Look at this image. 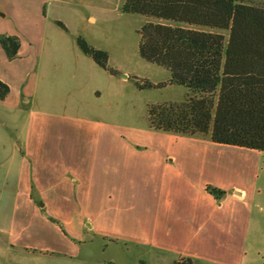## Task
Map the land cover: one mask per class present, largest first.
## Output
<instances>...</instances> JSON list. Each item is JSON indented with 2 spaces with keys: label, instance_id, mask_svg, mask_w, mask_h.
<instances>
[{
  "label": "rangeland",
  "instance_id": "374dc122",
  "mask_svg": "<svg viewBox=\"0 0 264 264\" xmlns=\"http://www.w3.org/2000/svg\"><path fill=\"white\" fill-rule=\"evenodd\" d=\"M124 1L0 0V35L14 34L20 40L13 59L4 57L0 48L4 80L0 79L11 89L6 108H0V151L26 128L23 114L28 112L31 129L48 135L53 145L68 146L77 157L85 150L132 146L147 151L168 143L167 132L149 127L148 107L180 102L187 88L167 83L169 69L139 55V30L154 19L124 12ZM78 36L104 50L108 67L116 73L85 55L77 45ZM144 83L150 86H138ZM22 92L31 98L30 104L22 102ZM4 155L1 151L0 211L9 213L14 205L13 177L6 174ZM72 188L77 197L79 188ZM260 193L262 216L250 224L245 264H264V184ZM74 199L70 202L81 206L83 202ZM89 203L92 206L93 201ZM50 219L56 229L49 232L48 250L37 249L35 234L26 232L27 249L0 241V264H173L170 254L96 230L73 231L62 217ZM128 225L137 227L139 222L133 219ZM104 226L109 229L106 219Z\"/></svg>",
  "mask_w": 264,
  "mask_h": 264
},
{
  "label": "crops",
  "instance_id": "0c3cea01",
  "mask_svg": "<svg viewBox=\"0 0 264 264\" xmlns=\"http://www.w3.org/2000/svg\"><path fill=\"white\" fill-rule=\"evenodd\" d=\"M20 97L30 104L28 95ZM23 115L26 128L1 146L14 202L9 213L0 211L2 243L27 249V232L35 234L37 249L48 250L49 232L56 229L50 218L62 217L73 231L130 240L172 255L173 263L190 258L192 264H245L250 224L262 216V152L167 132V144L147 151L106 147L77 157L31 129L29 112ZM72 185L79 188L77 197ZM207 186L223 193L215 195ZM74 198L81 206L70 202ZM133 219L139 226H126Z\"/></svg>",
  "mask_w": 264,
  "mask_h": 264
},
{
  "label": "trees",
  "instance_id": "16d2710c",
  "mask_svg": "<svg viewBox=\"0 0 264 264\" xmlns=\"http://www.w3.org/2000/svg\"><path fill=\"white\" fill-rule=\"evenodd\" d=\"M122 9L154 19L139 30V55L169 69L167 83L187 88L180 102L149 105V127L255 149L264 160V0H125ZM76 42L97 65L116 73L104 50L81 36ZM0 46L13 59L20 40L1 34ZM8 93L0 79V100Z\"/></svg>",
  "mask_w": 264,
  "mask_h": 264
}]
</instances>
